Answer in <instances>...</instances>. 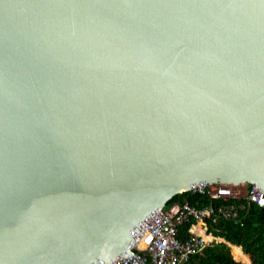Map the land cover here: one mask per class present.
Returning <instances> with one entry per match:
<instances>
[{
	"label": "water",
	"instance_id": "95a60500",
	"mask_svg": "<svg viewBox=\"0 0 264 264\" xmlns=\"http://www.w3.org/2000/svg\"><path fill=\"white\" fill-rule=\"evenodd\" d=\"M202 183L264 194V0H0V264L111 260Z\"/></svg>",
	"mask_w": 264,
	"mask_h": 264
},
{
	"label": "built area",
	"instance_id": "2783aa9c",
	"mask_svg": "<svg viewBox=\"0 0 264 264\" xmlns=\"http://www.w3.org/2000/svg\"><path fill=\"white\" fill-rule=\"evenodd\" d=\"M186 192L206 197L207 203H166L152 210L131 229L124 253L101 264H194L192 258L216 242L209 221L237 220L252 204L264 208V194L255 184L202 183Z\"/></svg>",
	"mask_w": 264,
	"mask_h": 264
},
{
	"label": "trees",
	"instance_id": "16d2710c",
	"mask_svg": "<svg viewBox=\"0 0 264 264\" xmlns=\"http://www.w3.org/2000/svg\"><path fill=\"white\" fill-rule=\"evenodd\" d=\"M192 206H203L207 203L204 196L182 192L174 195L168 204L184 203ZM210 232L216 237L223 238L242 251L249 254L251 264H264V208L252 204L245 206L239 212L237 220L217 218L209 221ZM225 242H213L206 246L201 255L192 258L194 264H244V262L231 254ZM242 262V263H241Z\"/></svg>",
	"mask_w": 264,
	"mask_h": 264
},
{
	"label": "bare ground",
	"instance_id": "6f19581e",
	"mask_svg": "<svg viewBox=\"0 0 264 264\" xmlns=\"http://www.w3.org/2000/svg\"><path fill=\"white\" fill-rule=\"evenodd\" d=\"M219 241H223V239L219 238ZM229 247L232 252L231 254L241 259L244 262V264H250L249 257L241 251L239 246L229 245Z\"/></svg>",
	"mask_w": 264,
	"mask_h": 264
},
{
	"label": "crops",
	"instance_id": "0c3cea01",
	"mask_svg": "<svg viewBox=\"0 0 264 264\" xmlns=\"http://www.w3.org/2000/svg\"><path fill=\"white\" fill-rule=\"evenodd\" d=\"M209 230H210V228H209ZM212 233V232H211ZM213 235V234H212ZM214 236V235H213ZM216 238H218V237H216V236H214V239L216 240V242H219V240H217ZM220 238V237H219ZM223 239V238H222ZM225 240L223 239V241H221V242H224ZM225 243L227 244V246L229 247V245H233V244H231V243H229V242H226L225 241ZM240 247V246H239ZM240 249H241V247H240ZM229 250H230V247H229ZM241 251H242V249H241ZM243 252V251H242ZM244 253V252H243ZM247 256L249 257V260H250V256H249V254H247ZM195 257H197V256H195ZM250 264H251V260H250Z\"/></svg>",
	"mask_w": 264,
	"mask_h": 264
},
{
	"label": "rangeland",
	"instance_id": "374dc122",
	"mask_svg": "<svg viewBox=\"0 0 264 264\" xmlns=\"http://www.w3.org/2000/svg\"><path fill=\"white\" fill-rule=\"evenodd\" d=\"M210 238H212V237H210ZM217 240H219V238H216ZM242 263V262H241Z\"/></svg>",
	"mask_w": 264,
	"mask_h": 264
},
{
	"label": "clouds",
	"instance_id": "9594fccd",
	"mask_svg": "<svg viewBox=\"0 0 264 264\" xmlns=\"http://www.w3.org/2000/svg\"><path fill=\"white\" fill-rule=\"evenodd\" d=\"M243 264V263H242Z\"/></svg>",
	"mask_w": 264,
	"mask_h": 264
}]
</instances>
